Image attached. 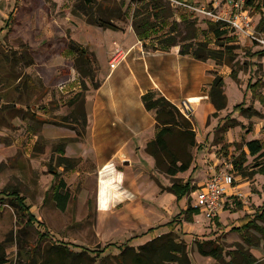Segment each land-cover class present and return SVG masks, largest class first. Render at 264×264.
Listing matches in <instances>:
<instances>
[{"label":"rangeland","instance_id":"obj_1","mask_svg":"<svg viewBox=\"0 0 264 264\" xmlns=\"http://www.w3.org/2000/svg\"><path fill=\"white\" fill-rule=\"evenodd\" d=\"M172 4L170 21L180 22L185 15L184 7ZM236 4H240V0H195L194 7L188 10L195 13L198 39L210 42L209 46L216 48L212 34H202L207 29L206 22L212 19L202 14L201 10L226 17ZM135 9L130 0H91V5L85 0H0V192L17 188L36 220L44 224L25 227L27 218L18 213L10 203V197L0 194V199H5L0 203V242L25 236L29 242L35 243L38 231L48 230L53 240L89 249L98 245L102 248L107 243L119 245L126 242L136 248L146 243L150 239L148 237L153 239L170 231V227L164 224L149 233L130 234L132 238L128 237V240L120 234H115L113 239L100 240L95 228V187L98 178L75 177L73 170L63 172L58 169V155L54 149L63 147L64 140L52 138L69 134L75 128L69 108L72 103L61 94L71 88L70 83L64 87L61 85L67 80V73L75 70L76 61L66 52L71 41L76 42L71 35L72 30L78 29L76 35L87 42H103L108 46L112 38L122 41L125 38L123 33L105 29L102 34L98 31L100 27L89 24V18L83 13L89 12L93 17L109 20L125 30L132 27ZM248 10L258 24L264 16V9L261 12ZM12 12L14 22L9 21ZM168 29L157 26L150 38L165 36ZM181 30H185L184 25ZM233 46L237 81L232 80L230 74L227 76L228 72L231 73L229 66L217 65L218 70L226 72L221 76L226 77L224 82L230 109L217 116V126L213 129L216 139L209 141V146L202 144L198 153L194 150V164L198 166L196 171L191 173V168L178 174L177 178L183 181L190 179L191 184L199 189L214 174L226 172L232 176L233 190L238 196H229L216 217H208L199 211V215L189 223L183 219L181 212L189 203L191 205V200H196L197 192L194 190L189 199L176 201L172 217L167 212L161 216V221L166 220L167 224L175 220L170 229L186 243L191 264H247V260L253 264H264V219L259 217L264 208V174L256 173L253 167L256 161L248 155L245 147V143L253 139L264 141V103L258 101L259 94L264 96V45L237 39ZM88 53L95 61L94 55ZM55 57L57 59L54 60ZM254 90H257L256 93ZM234 104L257 111L259 117L246 118L245 113L234 111ZM33 116L49 123L39 122ZM64 117L65 122L62 121ZM227 118H233L238 124L228 131L231 132L228 138L227 133L217 130ZM81 129L80 122L76 130ZM202 152L207 157H203L206 159L201 171V163L200 166L197 164ZM242 152L246 161L240 172L233 162L239 161ZM50 169L60 172L69 187L71 199L65 211H60L47 194L56 182L48 173ZM159 177L164 186H170V178L160 173ZM157 184L161 185L158 181ZM179 204L184 206L182 210ZM197 242H207L208 247L219 246L221 257L202 256L197 250ZM16 252L15 245L7 248L11 262ZM106 253L115 256L119 252L111 248Z\"/></svg>","mask_w":264,"mask_h":264},{"label":"crops","instance_id":"obj_2","mask_svg":"<svg viewBox=\"0 0 264 264\" xmlns=\"http://www.w3.org/2000/svg\"><path fill=\"white\" fill-rule=\"evenodd\" d=\"M98 31L104 34L105 29L99 28ZM77 32L76 28L72 30L73 39L95 58L96 85L91 86L86 80L87 90L83 97L86 127L81 137L73 130L62 137H51L63 139L64 156L78 161L73 169L75 177L98 178L95 187V228L98 238L109 240L115 234H120L127 239L130 234L146 233L150 228L164 226L167 221H161L162 213L167 212L172 217L176 210L175 195L160 191L157 181L164 186L162 178L154 169L153 158L145 152L147 143L155 136L156 121L154 111L145 109L143 95L149 91L157 92L177 106L183 115L182 105L185 103L189 106L191 114L185 116L191 117L195 123L196 141L199 144L195 153H198L202 144L209 146V141L215 138L213 129L217 126V117H213V114L216 110L208 95L213 73L222 75L226 72L218 70L219 66L212 60L201 62L190 55H180L178 46L166 51L144 48L132 27L115 31L123 33L125 38L117 42L110 37L113 40L108 46L103 42H87L76 35ZM146 44L151 47L150 43ZM118 50L125 53V58L111 67ZM76 73L71 69L66 75L67 80L61 85L64 87L70 83L71 88L61 94L71 103L81 92ZM223 79L225 81L226 77ZM225 93L227 107L218 115L230 109L226 82ZM74 104L69 107L70 113L75 110ZM226 133L228 138L231 132ZM57 148L54 150L59 156ZM200 156L197 165L201 163L202 171L206 159L203 157L207 155L202 152ZM179 207L181 210L184 208L180 204ZM148 238L147 241L152 239Z\"/></svg>","mask_w":264,"mask_h":264},{"label":"trees","instance_id":"obj_3","mask_svg":"<svg viewBox=\"0 0 264 264\" xmlns=\"http://www.w3.org/2000/svg\"><path fill=\"white\" fill-rule=\"evenodd\" d=\"M91 5V0H85ZM136 6V11L132 20V28L139 41L143 43L144 48L169 50L171 47L178 46L180 55H190L195 60L205 62L212 60L216 65L229 66L231 68L230 78L235 82L238 79L237 70L235 69L233 51L236 38L226 28L223 22H213L208 20L207 29L202 31L203 35L212 34L216 48L209 46L210 42L198 39L197 29L195 28L196 17L193 11L186 8L185 15L180 22L170 21L173 16L171 9L172 4L167 0H130ZM176 2L194 6L195 0H174ZM263 0H244L245 9H254L262 11L264 9ZM139 11L140 13L138 14ZM137 13V14H136ZM189 14L187 17L186 15ZM89 18V24L95 25L102 29H112L115 31L123 30L109 20L97 18L84 12ZM192 16V17H191ZM194 17V18H193ZM9 21L14 22L13 12L9 16ZM153 21V22H152ZM168 27V33L165 36L157 37L152 40L151 34L157 27ZM185 26V30H181V26ZM256 31L264 37V16H261ZM149 40L151 47L146 44ZM66 52L74 59V68L78 74L81 92L76 94L75 110L71 113L75 131L78 137H81L85 131L86 118L84 113V91L87 90L86 80H89L92 86H95L94 65L95 61L90 59L86 48L77 42L71 41ZM214 79L210 84L208 91L209 99L214 106L216 112L213 117L218 116V112L227 107V96L225 93V82L221 75L213 73ZM252 86H255L252 85ZM264 88V84L262 85ZM257 90L253 92L256 93ZM258 95V94H257ZM142 101L147 111H154L156 121V131L154 138L149 141L145 147V152L154 160V169L160 174L170 178V186L167 188L159 185L160 191H168L175 195L176 200L180 201L197 188L191 184V180L183 181L177 178L180 173H185L192 168V173L196 171L197 166L194 161V150L199 148L196 141L195 123L187 118L181 111L165 97L157 92L149 91L143 95ZM258 101L264 103V96L258 95ZM78 102V105H76ZM71 104V105H72ZM40 108V107H39ZM245 113V117L258 118L259 114L250 108H244L240 105L234 106V111ZM36 120L43 123L37 116H33ZM81 118L82 120L79 121ZM66 121V117L62 118ZM222 126H218L217 130L226 133L238 124L233 118H227ZM82 123V129L76 130V126ZM216 139V138H214ZM63 147L58 146L59 156L57 158V168L62 171L73 170L78 161L72 160L64 156ZM247 153L256 161L254 166L256 173L264 174V141L253 139L245 143ZM246 161L245 153L240 154V159L233 162L236 170L242 172V165ZM193 166V167H192ZM56 180L50 191L47 192L60 211H65L71 199L69 187L60 172L50 169L48 172ZM0 194L10 197V203L17 209L22 217H26L25 227H32L35 223L44 226L42 222L36 220L31 212V207L26 204V199L20 194L15 187L1 191ZM5 199H0V203ZM241 206L240 203H238ZM199 209L193 208L190 203L187 208L181 212L183 219L192 222L193 217L199 215ZM260 218L264 219V208L261 210ZM178 218V216L176 217ZM166 224L171 228V223ZM253 225V224H250ZM250 227V226H248ZM256 227V226H254ZM169 228V232L147 241L143 245L133 247L127 242L122 244L107 243L104 247L96 246L89 249L83 246L68 244L63 241L53 240L48 230L38 231L35 243L29 242L25 236L16 239L7 238L0 242V264H191L188 254L187 245L183 240L174 234ZM241 228V227H240ZM239 228V229H240ZM154 228H150L146 233L151 232ZM15 245L17 248L14 261H10L7 254V248ZM207 242H197V250L202 256L219 259L222 249L219 246H210ZM116 248L118 254L110 256L106 252ZM106 253V254H105ZM247 264H253L247 260Z\"/></svg>","mask_w":264,"mask_h":264},{"label":"built area","instance_id":"obj_4","mask_svg":"<svg viewBox=\"0 0 264 264\" xmlns=\"http://www.w3.org/2000/svg\"><path fill=\"white\" fill-rule=\"evenodd\" d=\"M169 2L179 4L186 8H193L169 0ZM172 6H174L172 4ZM202 14L207 15L213 22H223L231 31V34L237 39L255 42L264 45V39L257 31V23L250 15L249 10L244 8V0H240V4H236L233 7V11L229 16L221 17L217 16L211 11H200ZM125 58V53L122 50H118L112 59L111 67L119 64ZM234 180L232 176L226 172L214 174L203 186L196 190L197 197L195 201L191 200V206L199 209L200 212L205 213L208 217H216L223 209L226 200L231 195H236V191L233 190ZM238 196V195H236ZM191 197V193L189 195Z\"/></svg>","mask_w":264,"mask_h":264},{"label":"water","instance_id":"obj_5","mask_svg":"<svg viewBox=\"0 0 264 264\" xmlns=\"http://www.w3.org/2000/svg\"><path fill=\"white\" fill-rule=\"evenodd\" d=\"M182 107H183V111H184V113L186 114V115H190L191 114V109L189 108V106H187V104H183L182 105Z\"/></svg>","mask_w":264,"mask_h":264}]
</instances>
